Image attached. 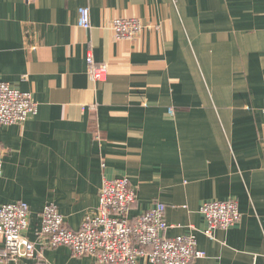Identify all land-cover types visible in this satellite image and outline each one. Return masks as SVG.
Instances as JSON below:
<instances>
[{"label": "crops", "instance_id": "obj_1", "mask_svg": "<svg viewBox=\"0 0 264 264\" xmlns=\"http://www.w3.org/2000/svg\"><path fill=\"white\" fill-rule=\"evenodd\" d=\"M120 17L142 32L116 40ZM88 52L107 68L101 82ZM0 81L37 103L0 126V205L29 206L24 234L44 264H94L37 239L44 204L76 229L97 212L102 181L124 177L131 217L162 202L164 236L195 228L206 257L191 264H264V0H0ZM228 198L241 218L210 240L199 208Z\"/></svg>", "mask_w": 264, "mask_h": 264}, {"label": "built area", "instance_id": "obj_2", "mask_svg": "<svg viewBox=\"0 0 264 264\" xmlns=\"http://www.w3.org/2000/svg\"><path fill=\"white\" fill-rule=\"evenodd\" d=\"M77 15V26L86 31L91 25L89 7H79ZM109 27L116 40L132 39L142 32L144 24L139 18L120 17L112 19ZM85 61L90 79L103 81L106 66L95 64L89 52ZM36 112L37 103L31 92L0 81V126L22 123ZM168 113L172 114L173 110L169 108ZM4 153L5 147L0 141V175ZM100 187L97 212L85 217L76 229L64 222L57 205L44 204L37 239L49 248L67 246L74 257H93L94 264H191L195 259L206 257V252L197 247L194 227L186 234L164 236L170 227L164 217V203L159 202L131 217L136 192L126 177L104 179ZM199 212L206 222L201 233L210 240L215 239L214 230H227L241 218L237 200L233 198L204 202ZM29 213L24 201L0 205V263L13 260L17 264L20 261L44 264L41 252L24 234L29 226Z\"/></svg>", "mask_w": 264, "mask_h": 264}]
</instances>
